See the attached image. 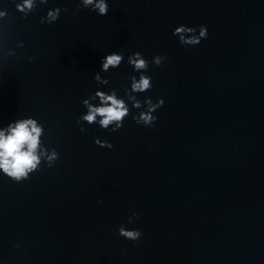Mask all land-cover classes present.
I'll return each instance as SVG.
<instances>
[{
  "label": "water",
  "instance_id": "obj_1",
  "mask_svg": "<svg viewBox=\"0 0 264 264\" xmlns=\"http://www.w3.org/2000/svg\"><path fill=\"white\" fill-rule=\"evenodd\" d=\"M16 2L0 0V126L36 118L59 158L20 183L0 176V264H264V0H108L105 16L48 0L26 17ZM52 7L67 11L40 23ZM178 24L207 38L182 47ZM114 51L142 53L152 88L138 98L164 104L152 128L132 109L117 132H81ZM129 74L101 73V90L122 95ZM122 223L141 238L118 236Z\"/></svg>",
  "mask_w": 264,
  "mask_h": 264
},
{
  "label": "clouds",
  "instance_id": "obj_2",
  "mask_svg": "<svg viewBox=\"0 0 264 264\" xmlns=\"http://www.w3.org/2000/svg\"><path fill=\"white\" fill-rule=\"evenodd\" d=\"M48 0H17L14 3L16 11L26 17L37 4L47 5ZM79 6L94 11L98 16H105L108 13V0H79ZM60 7L48 8L40 23L52 24L57 21L61 11ZM7 12L0 10V19L6 17ZM207 26L198 25L195 27L178 24L172 29V36L177 38L180 46H196L207 38ZM16 47H23V42H17ZM34 57L29 56L31 62ZM165 60L163 55H154L151 63L160 66ZM122 62H126L131 67L132 73L127 76L128 85L122 87V95L116 89L108 88L107 77H102L101 73H106L111 69L118 68ZM149 61L145 59L141 52H131L125 58L121 52H108L100 57L99 71L95 72L92 79L96 82V90L88 94L81 100L83 111L77 118L81 132L85 131L84 124H95L100 129L117 132L123 126L132 109L137 111L131 113V119L137 124L148 128L154 127L157 117L156 110L164 104L162 97H157L155 101L151 97L138 98L152 88L151 76L147 75ZM83 122V123H82ZM93 143L101 148L111 149L113 145L107 140L94 138ZM59 158L55 148L46 146L44 142V125L32 116H20L6 124L0 126V176L7 178L14 183L27 180L31 174L38 171L43 163L44 167L52 168ZM137 214L133 212L127 217V223L131 224L136 219ZM116 233L126 240L136 242L142 236V232L137 228H127L124 223L120 224ZM13 247H19L14 244Z\"/></svg>",
  "mask_w": 264,
  "mask_h": 264
}]
</instances>
